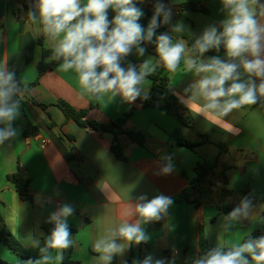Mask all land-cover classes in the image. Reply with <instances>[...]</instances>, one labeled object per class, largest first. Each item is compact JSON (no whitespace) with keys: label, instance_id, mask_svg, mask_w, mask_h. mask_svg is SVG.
Segmentation results:
<instances>
[{"label":"crops","instance_id":"crops-1","mask_svg":"<svg viewBox=\"0 0 264 264\" xmlns=\"http://www.w3.org/2000/svg\"><path fill=\"white\" fill-rule=\"evenodd\" d=\"M156 2L142 0V5L154 13ZM35 3L36 0H0V67L5 64L25 86L39 76L37 64L42 58V47L38 40L52 48L40 34V26L27 18ZM163 3L172 12L167 24L169 34L174 42L184 39L188 47L207 26L218 25L224 18L220 0H166ZM185 3L197 4L210 12L179 8ZM114 15L109 9V20ZM257 18L264 23V17L258 14ZM176 24H182L183 31L171 32ZM141 46L145 48L144 55L138 56L133 50L122 66L131 63L139 67L149 58L157 63L148 46L145 43ZM216 55L224 58V52L205 53V57ZM169 77L173 92L179 98H186L184 90L196 78L194 73L186 71L182 62L176 71H170ZM152 85V80L147 78L141 94L148 95ZM17 98L21 105V116L13 122L17 135L0 144V215L7 230L26 247H30L26 238L34 235L41 239L42 224L60 205L67 203L75 209L67 217V223L78 230L74 235L73 259L100 264L94 252L95 241L124 220L131 223L138 219L135 214L130 216V206L139 202L138 197L145 195L150 200L159 194L174 201L167 215L158 222L142 225L148 239L129 245L122 255L113 257L111 264H127L131 255V264H138L149 255L153 261L163 260L164 264H193L205 243L210 250L219 243L230 247L246 242L247 237L264 235V101L234 110L220 125L209 123L187 109L194 120L193 126L188 127L160 108H144L136 100L126 102L119 95L97 101L83 92L75 72H63L58 66L47 71L28 94L19 93ZM58 100H65L76 109H88V118L100 123L115 121L132 112L125 128L143 131L146 146L122 136L128 160H118L111 150L113 135L87 130L67 120L55 105ZM38 104L48 108L44 110ZM48 114L57 125L53 131L47 128ZM28 122L37 131L26 136ZM178 129L184 137L199 144L194 149L179 145L170 135ZM60 132L74 136L75 140L64 139L57 146L53 136ZM204 137L208 140L204 141ZM219 145L227 150L222 151ZM71 146L76 159L68 162L61 148ZM219 156L220 163L202 184L198 199L178 202L182 191L196 180L197 164ZM168 157L174 170L162 174ZM19 167L30 181V201L24 200L8 181V175ZM244 191L255 198L251 200L249 216L239 222L229 221L231 227L225 230L223 218L229 212H224L222 207L233 210L245 198ZM1 254L14 263L34 262L22 260L0 242ZM56 254H52L53 264H62L55 261Z\"/></svg>","mask_w":264,"mask_h":264},{"label":"clouds","instance_id":"clouds-1","mask_svg":"<svg viewBox=\"0 0 264 264\" xmlns=\"http://www.w3.org/2000/svg\"><path fill=\"white\" fill-rule=\"evenodd\" d=\"M220 3L224 18L194 37L191 47L184 39L174 42L172 35L161 33L156 36L157 63L149 58L139 67L122 64L133 50L143 56L142 43L151 42L156 28L170 22L171 9L162 0L154 5L147 29L138 23L144 13L135 0H36L27 18L40 26V34L51 44L49 60L58 61L63 72H75L83 92L97 101L119 95L126 102H134L158 66L174 72L183 60L185 70L196 78L184 90L187 96L180 98L181 103L190 113L220 125L234 110L264 101V23L257 18V8L264 17V4L260 0H220ZM109 9L115 13L111 20ZM180 31L182 24L171 29ZM221 48L224 58L205 57V53L219 52ZM20 91L15 73L4 64L0 67V124L4 125L0 127V144L17 135L13 122L21 116L17 98ZM167 161L162 174L174 170L170 157ZM138 201L134 207L130 206V216H138L135 222L126 219L95 241L94 252L100 264H111L113 257L122 255L129 245L146 241L148 236L142 225L163 219L174 203L163 194L150 200L141 195ZM74 211L71 204L65 203L50 215L48 222L53 228L42 247L39 237L26 238L40 253V258L29 264H53V251L57 253L56 262L63 260V250L73 244L67 217ZM250 211L251 201L245 197L223 218V228L231 227L229 221L247 218ZM138 264H164V261H153L149 255ZM193 264H264V235L230 247L219 243Z\"/></svg>","mask_w":264,"mask_h":264},{"label":"trees","instance_id":"trees-1","mask_svg":"<svg viewBox=\"0 0 264 264\" xmlns=\"http://www.w3.org/2000/svg\"><path fill=\"white\" fill-rule=\"evenodd\" d=\"M166 0H162L164 2ZM137 7L141 8L144 15L143 18H140L138 23L147 29L149 22L153 16V12L144 8L141 0H135ZM262 3L263 0H260ZM179 8L187 10V11H202L204 13H209L210 11L207 8L199 7L197 4L193 3H185L181 4ZM258 14L260 9L257 8ZM161 33H169L167 24H160L159 27L155 30V35L151 42H144L149 50L157 57L156 52V36ZM39 45L42 47V58L37 64L39 76L37 80L28 86H25L20 81L16 80L18 84H20L21 91L20 93L28 94L29 91L36 85H38L41 77L50 70H54L59 62L49 60L51 55L52 48H47L41 39L38 40ZM193 44V42H192ZM220 52H224L223 48L220 49ZM183 60L181 61L182 64ZM180 64V65H181ZM170 71L165 69L163 66H158L156 70L149 76L148 78L152 80L153 85L148 95H140L136 99L138 103L142 105V107H157L166 112L167 114L177 118L182 124L192 127L194 120L191 114L188 112L187 108L184 104L181 103L180 98L173 92L170 83L169 77ZM26 99L31 100L28 96ZM32 101V100H31ZM259 101V100H258ZM42 109L46 110L48 105L38 104ZM65 115L67 120L75 121L80 127L96 131V132H105L113 135V143L111 146V150L114 153L115 157L120 161H127L128 157L124 153V147L121 143V137L127 136L128 139L139 146L145 147L147 143V137L145 133L138 129H127L125 125L128 119L131 117L132 112L126 113L123 117L118 118L115 121H111L109 123H100L94 120H90L88 118V109H76L72 105H70L65 100H58L55 104ZM49 123L47 128L50 131H53L57 125L52 121L51 115L48 114ZM37 128L32 126L31 123L28 122V128L25 132V135L28 136L30 134L36 133ZM176 142L184 147L189 149H194L199 142H192L186 137L183 136L182 132L178 129L170 134ZM66 139L69 142H73L75 137L72 135H67L62 132L59 135L53 136V141L57 146H61L62 141ZM208 138L204 137V141H207ZM222 151H226L224 145H219ZM62 154L68 162H73L76 159V155L74 153V147L71 146L69 148H61ZM220 163V156L213 160H204L197 164L195 171L197 173V178L194 182H192L186 189L182 191L180 196L178 197V202H192L197 200V195L201 194L202 184L206 181V178L209 174L213 173L215 168ZM225 179V178H224ZM8 181L14 184L17 192L22 196L24 200L30 201L31 196L29 194V185L30 181L27 179L19 167L17 171L8 175ZM245 197H247L250 201L255 199L248 194V191H244ZM194 198V199H193ZM222 210L224 212H231L232 209L229 206H223ZM46 220L42 224V229L44 231L43 236L41 237V247L43 246V240L50 234L53 224ZM70 231L72 234L73 244L68 249L63 250V260L62 264H85L73 259V253L75 250L74 244V235L77 233L76 227H70ZM257 236L247 237L248 239H255ZM0 242L13 254L22 260L35 261L40 258V253L38 248L26 247L18 238L13 236L8 230L5 224V221L0 215ZM208 251V244L205 243L203 249L201 250L200 256L204 255ZM56 253L55 251L52 254ZM199 256V257H200ZM132 255L130 256L127 264H131ZM0 264H22V263H14L10 262L0 256Z\"/></svg>","mask_w":264,"mask_h":264},{"label":"rangeland","instance_id":"rangeland-1","mask_svg":"<svg viewBox=\"0 0 264 264\" xmlns=\"http://www.w3.org/2000/svg\"><path fill=\"white\" fill-rule=\"evenodd\" d=\"M2 258H3V254H1ZM5 259V258H4Z\"/></svg>","mask_w":264,"mask_h":264},{"label":"built area","instance_id":"built-area-1","mask_svg":"<svg viewBox=\"0 0 264 264\" xmlns=\"http://www.w3.org/2000/svg\"><path fill=\"white\" fill-rule=\"evenodd\" d=\"M45 143H46V141H45Z\"/></svg>","mask_w":264,"mask_h":264}]
</instances>
